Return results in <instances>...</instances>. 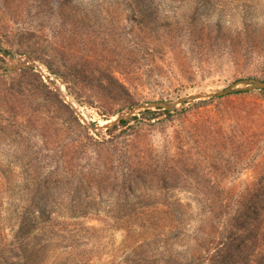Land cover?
<instances>
[{"label": "rangeland", "instance_id": "374dc122", "mask_svg": "<svg viewBox=\"0 0 264 264\" xmlns=\"http://www.w3.org/2000/svg\"><path fill=\"white\" fill-rule=\"evenodd\" d=\"M0 43V264H264L262 89L92 129L264 80V0H0Z\"/></svg>", "mask_w": 264, "mask_h": 264}, {"label": "water", "instance_id": "95a60500", "mask_svg": "<svg viewBox=\"0 0 264 264\" xmlns=\"http://www.w3.org/2000/svg\"><path fill=\"white\" fill-rule=\"evenodd\" d=\"M35 66H37L39 69H41V67L37 64L34 63ZM20 66H24V64H21ZM256 89H264V80H260V79H244V80H240L238 82H236L235 84L231 85L228 88L225 89H220V90H214L211 92H206V93H195V94H191L185 97H182L180 99H178L177 101H155L149 104H144L141 105L140 107H137L135 109H132L127 115H119L115 120L105 124L104 126H99V127H92V129L94 130H99V129H108L111 128L113 126H115L116 124H118L119 122H121L122 120H126L128 118H130L136 110L138 109H151V108H163V109H168V110H172L175 109L176 107H178L181 104H186L189 103L191 101H195V100H208L211 98H219V97H224L226 95H230V94H234V93H238V92H245V91H250V90H256ZM76 112L78 113V115L80 116V118L84 121H86L85 117L78 111L76 110Z\"/></svg>", "mask_w": 264, "mask_h": 264}, {"label": "trees", "instance_id": "16d2710c", "mask_svg": "<svg viewBox=\"0 0 264 264\" xmlns=\"http://www.w3.org/2000/svg\"><path fill=\"white\" fill-rule=\"evenodd\" d=\"M0 54L1 55H11L12 53H11V51L9 50V49H6V48H4L3 46H2V44L0 43ZM262 91H264V89H262ZM238 93H242V92H238ZM224 97H220V98H211V99H208V100H201V101H198L197 103H196V105L197 106H203V105H207V104H209L210 102H212V101H215V100H217V99H223ZM162 112H163V114H166V115H168V116H170L171 114H172V112H171V110H168V109H160ZM159 111V110H158ZM144 115H146V116H150V115H158V114H160L159 112H156V111H154V110H152V109H146L145 111H143L142 112ZM128 120H122L121 122H120V124H124V125H126V124H128ZM120 124H116L115 126H113L109 131H113L114 129H116L117 127H118V125H120Z\"/></svg>", "mask_w": 264, "mask_h": 264}, {"label": "bare ground", "instance_id": "6f19581e", "mask_svg": "<svg viewBox=\"0 0 264 264\" xmlns=\"http://www.w3.org/2000/svg\"><path fill=\"white\" fill-rule=\"evenodd\" d=\"M61 91H62V89H61ZM67 99H68V98H67ZM71 100H72V99H71ZM68 101H69V100H68ZM69 102H70V101H69ZM74 103H75V102H74ZM71 104H72V103H71ZM75 104H76V103H75ZM75 104H74V105L72 104V105L74 106V108H75L76 110H78V111H79V112L85 117V119H86L85 122H86V123H89L87 117L83 114V112L80 111V109H77L78 106L75 105ZM76 106H77V107H76ZM107 123H108V122H105L104 124H107Z\"/></svg>", "mask_w": 264, "mask_h": 264}]
</instances>
